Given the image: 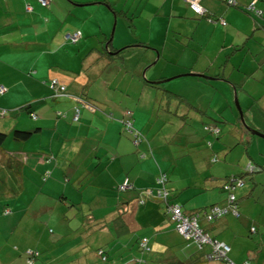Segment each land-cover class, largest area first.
I'll use <instances>...</instances> for the list:
<instances>
[{
  "label": "crops",
  "instance_id": "1",
  "mask_svg": "<svg viewBox=\"0 0 264 264\" xmlns=\"http://www.w3.org/2000/svg\"><path fill=\"white\" fill-rule=\"evenodd\" d=\"M70 1L71 4L65 0H52L47 9H39L41 14H46L48 20L57 10H66L67 14L78 21L81 20L78 25L80 32L78 41L85 44L76 45V49L73 47V51L69 53L74 58H78L81 54L78 68L62 66L58 50L48 52L47 55L42 52L43 49L48 48L42 38L38 39V42L31 40V43H24L23 38L19 36V34L24 35L25 26H33L18 19L19 16L34 12L32 1L0 0V84L6 87V91L0 94V131L8 134L2 148L0 147V187L3 188L0 192V201L4 200L8 204L3 209L8 211L0 216L2 241L6 242L8 238L9 242L14 238L15 233L16 242L24 240L22 238L24 236L29 237L31 223L39 216L40 219L37 221L41 223V228L37 226L38 230L34 231L35 233L44 236L47 226L54 222L63 225V228L57 236H48L46 233L47 237L42 242L40 250L34 248L39 251L37 258L34 259L35 264H100L101 258L96 253L100 247L104 248L107 260L111 259L112 263L121 259V263L129 264L128 258L130 259L131 256L145 255L146 252H138L139 241L143 237L147 238L150 248L148 264H197L200 261H207V264H225L208 260L205 255L210 252L209 245H204L200 249L192 240L186 244L185 238L175 230L167 212V206L171 203L181 205L185 213L204 209L211 204L226 203V199L218 195L205 200L209 194L201 193L207 188L195 186L196 180H180L174 176L172 165L163 164V161L169 157L179 158L178 152L181 156H186L190 151L185 148L177 151L172 147L166 153L167 145L156 144L158 141L151 139L149 142L145 135L142 142L136 146L127 136L121 134L124 132L123 128L120 129L119 135L116 134L114 144L105 141L109 125L117 133L119 123L108 120L109 116L105 113L107 110L105 91L95 92L90 87L98 75L105 70V65L112 61V56L122 57V53L134 45H129L118 55L114 49H118L123 44L118 45L113 42L109 47L115 53L107 52L105 47L108 38L101 22L98 21L100 29L94 35L86 34L87 23H83L90 21V16L93 14L98 18L95 14L102 12L101 6L91 8V11L84 15L77 10L81 8L80 4L94 0ZM127 1L132 4L130 10H133L135 17L136 12L140 15L149 7L147 12L150 14V19L146 25L149 26L147 29L150 35L148 39H144L141 47L152 51L153 46L158 49L159 58L164 57L162 61L164 65L160 69H155L152 80L145 81L151 85L153 81L165 80L168 76H171L169 77L171 79L187 76L189 80L186 84L190 86L191 91L190 95L185 94L189 97L169 90L171 99H177L173 100V103L178 102V110L180 106L182 107L181 120L193 121L192 118L197 117L201 119V124L212 121L222 123V127L230 137L231 141L219 143L221 150H224L223 156L221 155L222 161L220 162L217 157L216 161L212 160V163H215L213 167L217 176L207 171L209 167L200 170V175L205 178L204 181L214 178L215 180H210V183L216 188L217 193L221 194L224 192L222 185L226 182V177L238 174L244 177L245 172L236 174L238 172L236 164L240 163L241 158L244 159L243 164H253V169L258 168L257 171H248L252 180L251 185L246 186L244 183L238 190L236 197L240 215L236 216L237 218L227 214L212 222L201 219L200 223L209 236L230 246L228 258L233 264H243L248 257L254 264H263L264 190H262L263 196L256 194V188L259 187L256 181L264 182V140L241 124L239 111L234 104L243 111L249 125L264 133V0H237L238 6H230L222 0H200L205 13L215 18H223L226 21L225 25L209 23L204 17L196 15L186 0H126V5ZM252 1H255L256 8L260 10L259 16L243 9ZM107 2L114 6L111 0ZM24 3L31 5L32 11L26 10ZM159 11L162 12L160 19L156 17ZM138 24L143 26L140 20ZM133 31L137 35V30L133 29ZM153 33L159 34L161 41L169 38L171 43L177 42L183 45L188 61L183 69L175 71L182 73L168 72L171 62L164 54V49L161 50L153 39ZM84 36L90 39L96 38V44L90 45L91 42L82 41L81 38ZM138 38V41L142 38L141 34ZM152 55V52L147 54V60L150 59L146 64L153 60ZM150 66L152 64L147 66V69ZM186 73L205 74L208 77L184 75ZM51 77L65 84L68 94L89 100L93 108L79 109L78 120L74 121L72 116L74 109L79 105L78 100L67 96L51 97L45 84V81ZM103 86L105 87V83ZM210 91L217 94L220 103L218 106H212L211 99L208 101L209 106L202 101L203 94ZM140 101L141 99L137 105ZM27 104H31L29 111L22 108ZM31 110L34 111L36 118L31 117ZM118 112L120 110H113L112 115ZM130 118L132 120L136 118L133 111ZM15 128L36 131L28 139L17 141L10 136ZM191 130L190 132L188 128L185 130L184 143L193 139L196 132ZM157 133L162 138V134L159 131ZM233 141L236 143L232 144ZM235 145H240L241 149L235 151L233 149ZM199 151L202 158L210 160L209 156L216 154L220 149L211 144L208 150L202 147ZM111 162L115 164L111 166ZM176 164L178 165V161ZM52 166L55 168L54 172L56 169L62 171L65 180H93L96 184L94 189L97 190L88 189L90 197L94 195L93 205L82 206L83 201L86 200L82 189L70 191L66 187L61 193L62 199L66 200V207L59 212L56 211L54 215L52 212L53 216H48L50 204L36 203L40 191L45 189V187H37L36 180H50L49 175L45 173L49 171L51 174ZM159 172H164L168 178L165 183L166 198L159 195V185L156 186ZM125 177L129 178L132 188L120 191L117 186ZM10 186H12L11 192L7 189ZM142 192L144 198L139 197ZM260 197L263 201L259 223L263 224V228L246 215L252 200ZM67 198L74 205L67 206L69 202ZM141 198L145 200L143 203L138 202ZM238 221L245 226H256L260 238L259 242L255 241L253 248L251 242L247 244L242 254L240 252L244 246H237V241L242 237L243 227L240 223L238 225ZM81 227H83L79 232L83 234L79 236L81 246L71 249V257L66 259L67 252L61 251L59 242L64 240V243L70 244L74 239L73 246H75L77 241H80L79 238L66 237V234L76 233ZM142 227L145 228L144 231L139 232L138 229ZM48 230L54 233L53 229ZM128 234L132 238L127 239ZM248 234L255 235L251 231ZM101 243H104L105 247L100 245ZM135 247L138 251L134 250ZM191 247L193 249L188 250ZM177 250L182 252L183 260L179 259ZM11 259L7 262H11Z\"/></svg>",
  "mask_w": 264,
  "mask_h": 264
},
{
  "label": "rangeland",
  "instance_id": "2",
  "mask_svg": "<svg viewBox=\"0 0 264 264\" xmlns=\"http://www.w3.org/2000/svg\"><path fill=\"white\" fill-rule=\"evenodd\" d=\"M31 1L33 2V5L35 7L34 12L27 14L26 16H19L18 19L19 21L25 24H33V26H29V25L25 26L26 31H23L24 35L19 34V36L23 38L24 43H31V40L38 42V39L42 38L43 41H45L46 44L48 45V48L43 49L42 52H45V54L47 55L49 54L48 52H55L58 50L59 52L58 55H60L58 57L61 63H63L62 66L68 65L69 67L78 68V65L81 60V54L79 55L78 58H74V56L69 53L73 51V47L76 49V45L83 46L85 43L81 44V41L80 42L78 41L76 43L69 44L65 40V34L67 32H70L71 30H74L75 28H77L76 31H78L79 30L78 25L80 24L81 20L78 21L74 17L67 14L66 10L55 11L54 16L51 17L50 20H48L46 14H41L36 0H31ZM31 1L29 0V2ZM65 1L71 4L70 0H65ZM111 1L114 3V6H112L114 8L113 10H111L106 4L103 3H99L101 5L99 4L82 5L81 8L77 9L80 14L85 15L91 11V8L94 9V8H98L99 6H101L100 8H102V12H98L95 14L98 18H96L93 14L92 16H90V21L89 20L83 21L84 24L87 23L85 26L86 34L94 35L96 32H98L100 28L97 23L98 21H100L103 28L105 29V35L107 36L108 39H110L111 44H113V42L118 45L123 44L122 46L118 47V49L121 48L126 49L129 45H134L133 47L127 48L128 51L122 53V57H119L117 55L114 56L111 59L112 61L109 64L105 65V70L100 75H98V77L95 79V81L90 87V89L95 92L105 91V97H107L105 102L106 103L105 108L107 110H105V113L108 114L109 116L108 120L109 122L119 123V127L117 128V133L115 129L112 128L111 125H109V132L106 135L105 141L114 144L116 141L115 138L116 134L119 135L120 129L123 128L124 132H122L121 134L127 136L132 142V144L134 143L133 134L130 133L125 126L126 119H128L129 117L125 115V112L126 110L130 109L131 111H133V113L136 114V118L132 120L133 121L132 127L136 131L141 133L142 139L144 138L143 135H145V137L149 140V142L151 139L152 141L154 140L158 141L156 144L159 143V145H161L163 143L164 145H167L168 147L166 153L169 152L171 150L170 148L172 147H174L175 150L177 151H180V148H185L188 151H190V153L187 154L186 156H181V153L178 152L177 156H179V158L169 157L168 159L163 161V164L165 166L172 165L175 177L179 178L180 180H194V181L196 180L197 184H195V186L207 188L205 192L201 193V194H207V193L209 194L205 200L215 195L216 196L218 195L220 198H225L227 201V197H228L227 191L223 189L224 192L218 194L216 188L212 187L210 180H215L214 178L204 181L205 178L200 175V170L208 167L209 169L207 171H209V173L212 172L213 175L215 174L216 169L213 167L215 163H212V160L215 159L216 161V157H217V159L221 162L224 153V150H221L219 143L220 141H228V142L231 141L230 137L226 133V129L222 127L223 125L222 123H214V121H212L213 123L211 122V125L214 127L216 126L219 129L217 133H213L210 132L208 129H206L204 124H201V119L197 117L192 118L193 121H191V119H187L185 121L181 120L180 114L182 111V107L180 106L178 110L177 107L178 102L175 101L176 103H173V100H177V99L175 98L171 99L172 95L169 93V90L173 91L176 94L182 96L185 95L186 97H189L186 95V94L190 95V91H191L189 89L190 86L186 84V82H188L187 80H189L187 79V76H181L176 78L174 77L170 80H167L166 82L159 83L157 85H149L145 81V80H152L153 77L152 73L156 72L155 69H160L164 65V62H162L164 60V57L160 56L159 58L158 49L153 48L152 46L151 48L154 51L153 50L149 51L141 47V45H143L142 42L145 41L144 39H148L150 35L147 29L149 26L146 25L147 21L150 19V14L149 12H147V10L149 11V7L146 8L147 10L145 12H142V14L140 15L138 14L139 12H136V17H135L134 16L135 14L132 13L133 10H130L132 6V4H130V1H127V5L125 4L126 0H111ZM23 5L25 6V3ZM103 8L105 11L103 10ZM161 13L162 12L159 11L156 17L160 19L162 17ZM254 15L258 16L256 14ZM139 20L142 22L143 26H140L138 24ZM33 21H35V23H33ZM133 29L137 30V35L135 34V31H133ZM140 34L142 38H140V40L138 41L137 38L140 36ZM81 39L82 41L86 40L87 41L86 43L91 42L90 45L96 44L97 42L96 38L94 37L90 39L89 37L84 36ZM153 39L159 44L161 50L164 49V54L168 57L167 59L171 62L168 72L170 73L173 72L175 74L182 73V72L177 73L175 71L183 69V66L188 61V57L184 52L183 45L177 42H174L173 44L171 43L169 38L166 41H161L160 35L155 33H153ZM105 45H106V41H105ZM139 52H142L143 54L142 53L139 54ZM150 52L153 53L152 55L153 60H151L150 63L148 62L146 64V62L150 59L148 58L147 60V54H150ZM153 61H155V64H153ZM150 64H152V66H150L147 69V66H149ZM147 74L149 77L147 76ZM169 77L171 76H168L166 78ZM103 83H105V87L103 86ZM194 88L196 87H191V89ZM201 95L202 92L200 93V97ZM203 96L204 97L202 98V101L207 106H209L208 103L209 99H211L212 101V106L215 105L218 106L220 104L217 98V94H215V92H211V91L205 92ZM139 99H141V101L140 104L137 105ZM88 105H90V103H88ZM234 105L235 108H237V110L239 111L236 104ZM79 107L80 109L85 108V106L81 104H79ZM113 110H120V112L116 113L113 116L112 115ZM222 115L225 116V114ZM215 119L219 120L218 118ZM106 122L107 121L105 120V125L107 124ZM187 128L189 129V132L192 131L191 129H193L196 133H194V137L193 139L190 140V142L184 143L185 137H183V135L185 134V130ZM158 131L160 134H162V138H160L161 136L159 137L157 133ZM191 136L192 135H190V137ZM261 138L262 140H264L263 137ZM234 143H236V141L232 142V144ZM211 144H214L215 147H219L220 151H217V153L214 155H210L209 156L210 160L202 158L199 149L205 147V149L208 150ZM142 146L144 145L142 144ZM233 149H235V151H239L241 147L240 145H235ZM247 159L248 158L246 157V160ZM176 161H178V165L176 164ZM243 162L244 159L241 158L239 164L235 163L236 168L238 169L237 170L238 172L236 174H238L239 172H243V173L245 172L244 177L242 176L240 177L241 180L244 181L246 186L247 185L249 186L251 185L252 180H250L249 177L250 174H248L249 173L248 171H257L258 168L255 167V169H253L254 168L253 164L245 165L243 164ZM110 164L111 166H113L115 163L111 162ZM210 167H211V171H210ZM50 168H51L50 169L51 174H49V171L45 173V175L47 176L49 175L48 178L50 180L47 181L36 180L37 187L38 186L45 187V189L40 191L36 203L44 205L45 203L48 202L50 204V211H48L49 212L48 216L52 215L51 214L52 212L54 215L56 211L59 212L63 207H66V203H65L66 200H63L61 197V193H63V191L66 190V187L70 191L73 189L76 190L82 189L81 191L84 192L83 197L86 198V200L83 201L82 206L88 207L93 205L92 199L94 195L90 197L88 193V189L93 191L97 190L94 189V187H96V184H94L93 180L90 179L65 180L64 176L62 175V171L56 169V171L54 172L55 168L53 166ZM215 176L217 175L215 174ZM237 176H239V174ZM256 182L257 185L259 186L258 188H256L257 190L256 194L263 196L262 190H264V182L260 180ZM158 185L159 184L157 183L156 186ZM239 188L240 187H237L236 188L237 190L236 189L234 190L235 195H238ZM200 200L202 199H199V201ZM67 201H69L67 203V206L73 203L70 202L71 200L69 199ZM262 201H263L262 197H260V199L256 198L255 200H252V203L248 208L249 212L246 213L248 218L256 221L255 222L256 225H258L259 227L261 226V228H263V224L259 223L261 222L260 221L261 219L259 220V218L262 217V213H261ZM138 202L142 203V199ZM26 204L28 205V203ZM78 204L80 203L78 202ZM3 209H4L3 204L0 201V216H2L3 213H5L6 211V210L3 211ZM227 214L236 217L232 212H228ZM38 217H35L34 221L31 223V233L28 232L29 237L27 236L22 237L24 240L16 242V240L14 239L15 236H17V234L15 233L13 236L14 238H11L9 242H8V238L6 239V242H3L2 234L0 233V264H28L27 262L29 257L28 252L36 251L37 254L35 255V258H37L39 254L38 250H40V247L42 246V242L46 239L47 234L48 236H52V235L57 236L59 234L60 229L63 228V225L54 222V224L52 225L49 224L47 226V230H46L47 234L45 233L44 236H42L41 233L38 232L35 233L34 231L38 230L37 226H40L41 228V223L37 221V219H40ZM237 223L238 225L240 223L243 227L242 237H239L237 241V246H242V247L244 246L243 250L240 252V254H242L243 251H245L247 244L251 242V248H253L255 241L259 242L260 238L259 235H257L258 234L257 231L251 232L254 233L255 235L249 236L248 234L250 231L249 225L245 226L239 221ZM83 227H81L79 231L76 233L66 234V237L76 236L77 238H79V236L83 235L79 233L83 230ZM49 228L53 229L54 233H50L48 230ZM144 229L145 228L142 227L139 228L138 231L141 232L144 231ZM37 233L38 235L36 236ZM128 238H132V237H130V235L128 234L127 239ZM79 240L80 241H77V244L75 246H73L75 242L74 239L71 240L70 244L64 243V240H61L59 242L60 244L59 247L61 251L67 252V254H65L66 259H68L67 257H71L70 255L71 249H73L76 246L77 248L81 246V238H79ZM100 245L102 246L104 245L105 247L104 243H101ZM31 247L33 249H31ZM35 247H37L38 250H35L34 249ZM191 249H193V247L188 248V250ZM134 250L138 251L137 247H135ZM138 252L141 253V250ZM148 254L149 253L146 252L145 255L139 254L138 256H131L130 259L128 258V262L129 264H138V263L148 264L150 261ZM176 254L180 257L179 259L181 260L184 259L183 254L180 250H177ZM105 255H107L106 252ZM140 257L144 258L145 260ZM10 258H12L11 262L8 263L7 261ZM245 262L249 264H254L249 257L248 259H245ZM116 263L124 264L121 263V259H119L118 262L115 263H112L111 259L110 260L108 259L106 261L100 260V264H116ZM197 264H207V261L204 262L200 261Z\"/></svg>",
  "mask_w": 264,
  "mask_h": 264
},
{
  "label": "built area",
  "instance_id": "3",
  "mask_svg": "<svg viewBox=\"0 0 264 264\" xmlns=\"http://www.w3.org/2000/svg\"><path fill=\"white\" fill-rule=\"evenodd\" d=\"M43 4L46 3V0H40ZM189 2L191 8L197 12V13H203V8L201 7L199 0H186ZM230 3H234L235 0H228ZM255 1L250 2L246 8L252 13H255L257 15L260 14V10L256 8L254 5ZM222 23L224 24V21L222 19ZM78 34H73L71 35L72 39L74 40L77 37ZM50 87L53 90V96L58 97L62 95H66L65 93V86L64 84L60 83L57 79H52L50 82ZM5 86L3 84H0V93L5 91ZM76 99H80L76 97ZM90 109H92L91 105H88ZM129 113V111H127ZM79 116V109L75 108L74 109V119H77ZM127 125H130V122H126ZM206 129H208L210 132L217 133L219 129L215 126L207 125L205 126ZM135 137V142L136 141V135ZM139 140V139H138ZM167 181V175L164 173H160L157 177V183L159 184L158 192L161 197L166 198L167 195V190L165 189V183ZM233 184H230L226 182V185L224 186L225 188L230 189V191L234 190L235 187H240L243 185V180L240 178H234L230 177L228 179ZM128 180L125 179L123 183L120 185V189L123 190L126 187H128ZM142 199V198H141ZM139 199L138 201H140ZM142 199V203H143ZM167 212L169 213L170 220L174 224V228L186 239L192 240L198 248L203 247L204 245H209L210 246V252L206 254L208 260H221L225 258L226 252L228 251L229 247L218 240L212 239L207 233H205L202 228L200 227L199 221H198V214L193 213V214H187L183 212L182 208L178 204H168L167 206ZM8 210H6L7 212ZM228 212H232L234 215H238L237 211V206L235 204V195L233 193H230L228 196V203L226 205H212L210 206L209 211L206 212V218L207 220H213L215 218H219ZM251 230L254 231V227H251ZM139 245L146 248L147 247V238L144 237L140 240ZM148 248V247H147ZM101 251H99L100 253ZM29 257H28V264H35L34 259L35 255L37 252H28ZM229 264H233L231 261ZM243 264H248L247 262H244Z\"/></svg>",
  "mask_w": 264,
  "mask_h": 264
},
{
  "label": "trees",
  "instance_id": "4",
  "mask_svg": "<svg viewBox=\"0 0 264 264\" xmlns=\"http://www.w3.org/2000/svg\"><path fill=\"white\" fill-rule=\"evenodd\" d=\"M223 2H225L226 4H228V5H230V6H236L237 5V0H235V2L234 3H230L228 0H222ZM36 2H37V4H38V6H39V8L41 9V8H44V9H47L49 6H50V4H51V2H52V0H46V3H42L40 0H36ZM103 3V4H106L111 10H113L114 8L107 2V0H94V1H91V2H85V3H81V5H86V4H91V3ZM187 3H188V5H189V7L191 8V6H190V4H189V2L188 1H186ZM238 6V5H237ZM243 8V7H242ZM25 9L26 10H28V11H32V6L31 5H29V4H26L25 5ZM192 9V8H191ZM246 12H248V13H251V14H255V13H252V11H250V10H248L246 7H244L243 8ZM192 11L196 14V15H198V16H200V17H204L205 18V20H207L209 23H220L221 25H225L226 24V21L223 19V18H215V17H213V15H211V14H208V13H205V10L203 11V13H197V12H195L193 9H192ZM257 15V14H256ZM222 19H223V21H224V24L222 23ZM73 34H78L77 35V37L73 40L72 39V37H71V35H73ZM79 38H80V32H78V31H73V32H67L66 34H65V40L67 41V43H69V44H72V43H76L78 40H79ZM109 40V39H108ZM107 40V47H105V49H106V51L107 52H109V53H111V52H113V50H111V48L109 47V45H111V41L109 40L108 41ZM123 49L124 48H122V49H114V51L116 52L117 51V54L119 55L120 53H121V51H123ZM112 57H114V56H112ZM205 75V74H204ZM208 77V76H207ZM210 78H212V77H210ZM52 79H54V77H51V78H49L48 80H46L45 81V84H46V86H47V89H48V93H49V95L51 96V97H53V98H57V97H54L53 96V90H52V88L50 87V82H51V80ZM55 79H57V78H55ZM212 79H214V78H212ZM58 80V79H57ZM59 81V80H58ZM60 82V81H59ZM61 83V82H60ZM153 83V82H152ZM154 84H157V83H153V84H151V85H154ZM64 86H65V93H66V95H63V96H67V97H69V98H71V99H76V97H78V98H80V99H76V100H78L77 102L79 103V104H81V105H84L85 107H88V103H90V105H91V102L89 101V100H87V99H85V98H83V97H80V96H78V95H73V94H68L67 93V91H66V85L64 84ZM6 88V87H5ZM5 91H6V89H5ZM4 91V92H5ZM3 93V92H2ZM51 93V94H50ZM1 94V93H0ZM87 103V104H86ZM31 107V104H27V105H25V106H23L22 108L23 109H25V110H27V111H29V108ZM78 109H80V107H79V105L78 106H76ZM89 108V107H88ZM239 108V107H238ZM33 110H31L30 111V113H31V117L32 118H36V115H35V113H34V111L32 112ZM127 111H129V113H127ZM242 111V110H241ZM131 114H132V111L130 110V109H128V110H126V112H125V115L126 116H129L128 117V119H126V122L127 121H129L130 122V125H127V123H125V126H126V128H127V130H129V132L130 133H132L133 134V140H135V136L134 135H136L137 137H136V141L137 142H135L134 141V145H136V146H138V144H140L141 142H142V138H141V133L140 132H138V131H136L132 126H133V123H132V119L130 118L131 117ZM242 117H243V119H244V121H245V123H247V121H246V118H245V116H244V114H243V111H242ZM78 120V118L77 119H74V121H77ZM239 120H240V122H241V124H244L243 122H242V120H241V116H240V113H239ZM248 124V123H247ZM205 125H207V123H205L204 124V126ZM249 125V124H248ZM250 127H252L251 125H249ZM125 128V127H124ZM253 128V127H252ZM36 130H25V129H17V128H15V129H13V131L11 132V134H10V136L12 137V139H14V140H17V141H23V140H26V139H28L34 132H35ZM7 136H8V134L7 133H5V132H2V131H0V147L2 148V144H3V142L5 141V139L7 138ZM139 139V140H138ZM161 172H159V174H160ZM162 173H164V172H162ZM165 174V173H164ZM242 174H240L239 176H241ZM125 179H127L128 180V187H126L125 189H123V190H121L120 189V185L123 183V181L125 180ZM123 181L117 186V189L118 190H120V191H124V190H126V189H130V188H132V185H131V183H130V181H129V178L128 177H125L124 179H123ZM227 183H229L230 181H226ZM226 182L224 183V185H222V188L225 190V191H227L228 192V196H229V194L230 193H233L234 192V190L232 191H230V189H228V188H225L224 186L226 185ZM230 184H233V183H231L230 182ZM235 188H237V187H235ZM234 188V189H235ZM8 189V191H10V190H12V186H10V187H8L7 188ZM3 190V188L2 187H0V192ZM19 191V190H18ZM11 192V191H10ZM234 194V193H233ZM2 195V194H1ZM3 196V195H2ZM141 196H143V198H144V194H143V192L142 193H140V195H139V197H141ZM236 196V195H235ZM1 198V197H0ZM144 200V199H143ZM227 200H228V197H227ZM145 201V200H144ZM143 201V202H144ZM2 202V201H1ZM2 204H3V206H4V208H6L7 206H8V204L3 200V202H2ZM213 204H211V205H208V206H206V207H204V209L202 208V209H200V210H197V211H194V212H192V213H190V214H193V213H197L198 214V221H199V224H200V226H201V228H202V230L203 231H205L206 232V230H205V228L201 225V223H200V220L201 219H203V220H205L206 222H212L213 220H207V218H206V212L207 211H209V209H210V206H212ZM251 227H254V230L255 231H252L251 230ZM256 226H250V231L251 232H256L257 230H256ZM208 233V232H207ZM144 238V237H143ZM142 239V238H141ZM140 239V240H141ZM185 240H186V244H188L189 242H191L190 241V239H186L185 238ZM189 241V242H188ZM140 242V241H139ZM228 247H229V249H228V251L226 252V255H225V258H223V259H221V260H217V261H220L221 263H225V264H229V262H230V259L228 258V253H229V250H230V246L228 245V244H226ZM148 247V248H147ZM147 247L146 248H144V247H142V246H140L139 245V248H140V250H141V252L143 253V252H149L150 251V248H149V245H148V242H147ZM99 251H101L100 253H99ZM96 253L99 255V257L101 258V260L102 261H106L107 260V255H105V250L103 249V248H98L97 250H96ZM206 256V255H205ZM211 261H214V260H211ZM138 264H140V263H138ZM263 264H264V262H263Z\"/></svg>",
  "mask_w": 264,
  "mask_h": 264
},
{
  "label": "water",
  "instance_id": "5",
  "mask_svg": "<svg viewBox=\"0 0 264 264\" xmlns=\"http://www.w3.org/2000/svg\"><path fill=\"white\" fill-rule=\"evenodd\" d=\"M95 3H96V2H95ZM80 5H81V4H80ZM111 53H115V52H111ZM184 75H197V76H201V77H207V76L204 75V74H197V73H186V74H184ZM170 79H171V78H166L165 80L153 81V83H161V82H164V81H166V80H170ZM238 109H239V113H240V116H241V120H242V122L244 123L245 127L247 128V130H249L252 134H256V135L261 136V137L264 138V133H263V132H261V131H259V130H257V129H254V128L250 127L247 123H245V121H244V119H243V117H242V111H241L240 108H238Z\"/></svg>",
  "mask_w": 264,
  "mask_h": 264
},
{
  "label": "clouds",
  "instance_id": "6",
  "mask_svg": "<svg viewBox=\"0 0 264 264\" xmlns=\"http://www.w3.org/2000/svg\"><path fill=\"white\" fill-rule=\"evenodd\" d=\"M199 3H200V0H199ZM201 5V4H200ZM254 5H255V3H254ZM202 7V6H201ZM244 7H246V6H244ZM203 8V7H202ZM204 10V9H203ZM260 15V14H259ZM258 15V16H259ZM63 96V95H62ZM58 97H60V96H58ZM207 125H211V123H207ZM207 125H205V126H207ZM212 126V125H211ZM230 177H234V178H240L241 179V177L240 176H237V175H233V176H230ZM229 176L228 177H226V179L228 180L229 178H230ZM168 179V178H167ZM225 179V180H226ZM226 180V181H227ZM243 184H244V181H243ZM241 187V186H240ZM235 190V189H234ZM234 193V192H233ZM234 195H235V193H234ZM228 203V200L226 201V203L225 204H222V205H226ZM235 204H236V206H237V211H238V203H237V197L235 196ZM213 205H221V204H213ZM182 208V207H181ZM183 210V209H182ZM184 212V211H183ZM187 214H190V213H187ZM225 215H227V214H225ZM240 215V213H239V211H238V215L237 216H239ZM224 216V215H223ZM223 216H221V217H223ZM236 216V215H235ZM221 217H219V218H221ZM215 219H217V218H215ZM215 219H213V220H215ZM201 227V226H200ZM176 230V229H175ZM255 231V230H254ZM205 232V231H204ZM205 233H207V232H205ZM208 234V233H207ZM209 235V234H208ZM211 237V236H210ZM212 238V237H211ZM212 239H214V238H212ZM223 243H225V242H223ZM226 244V243H225ZM202 248V247H201ZM200 248V249H201ZM245 262V261H244Z\"/></svg>",
  "mask_w": 264,
  "mask_h": 264
}]
</instances>
